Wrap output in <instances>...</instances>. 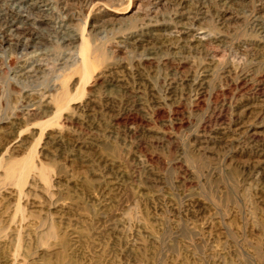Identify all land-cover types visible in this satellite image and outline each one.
<instances>
[{
    "label": "rangeland",
    "instance_id": "1",
    "mask_svg": "<svg viewBox=\"0 0 264 264\" xmlns=\"http://www.w3.org/2000/svg\"><path fill=\"white\" fill-rule=\"evenodd\" d=\"M33 1L0 0V264H264V0Z\"/></svg>",
    "mask_w": 264,
    "mask_h": 264
},
{
    "label": "bare ground",
    "instance_id": "2",
    "mask_svg": "<svg viewBox=\"0 0 264 264\" xmlns=\"http://www.w3.org/2000/svg\"><path fill=\"white\" fill-rule=\"evenodd\" d=\"M14 1V0H13ZM28 0H19V2H18V6H25L26 5V2H27ZM35 1V0H34ZM32 2V4L31 5H36V2ZM20 8H23V7H20ZM12 23L11 24H13V26L12 27H17V23L16 22H19V19L18 18H14V20H12L11 21ZM10 30V29H9ZM84 37V36H83ZM84 39V38H83ZM86 45V44H85ZM82 48H84V47H82ZM81 48V49H82ZM85 49V48H84ZM84 49L82 50V54L84 55V54H86V52L84 53ZM87 49V48H86ZM83 59H84V57H83ZM83 64H84V66H85V68L87 69L88 67H87V61L86 60H83ZM89 74H90V72H89ZM87 79V78H86ZM25 165V164H24ZM30 166V165H29ZM31 167H33V166H31ZM30 167V168H31ZM8 176H11V174H13L14 172H15V167L14 166H10L9 168H8Z\"/></svg>",
    "mask_w": 264,
    "mask_h": 264
}]
</instances>
